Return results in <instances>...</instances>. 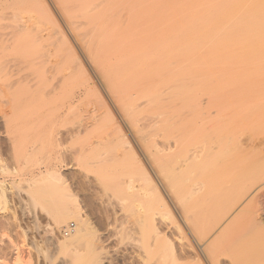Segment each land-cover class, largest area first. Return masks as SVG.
<instances>
[{
  "label": "bare ground",
  "instance_id": "1",
  "mask_svg": "<svg viewBox=\"0 0 264 264\" xmlns=\"http://www.w3.org/2000/svg\"><path fill=\"white\" fill-rule=\"evenodd\" d=\"M184 6V9L178 8L175 15L167 16L170 6L164 0H0V69L7 67L3 72L4 76L3 70L0 71V80H8V88L12 89V94L6 93L7 99L4 98V93L2 99L6 101L2 104L0 101V104L5 108L2 106L4 109L0 107V110H6L8 105L10 115H18L17 120L23 119V124L29 123L32 116L40 117V113H43V124L51 118L50 123L49 120L46 123L49 126L53 122L65 126L63 134H60L61 138L62 135L64 137L53 139L54 141L51 139L55 143L48 144L51 147L49 155L55 144L60 146L68 141L69 146H74L83 140L81 144L97 147L99 151L103 148L105 155L101 153V160L98 156V162L94 160L98 163L97 167L100 164L104 166L110 159L117 162L111 166L120 164L121 171L116 169L118 171L110 175L116 176L117 179L113 177L116 180L118 176L120 179L122 177V198L116 193L121 200L118 204L122 209L119 215L121 217L112 210V217L117 225L113 232L110 228L111 235H105L104 240L100 238V242H108L110 237L115 239L117 262H123L125 252L129 250L130 256L127 258L131 264H263L264 223L261 220L258 222L256 217L260 196L264 200V190L260 192L262 184L258 186L256 181H252L259 176L264 179V171L260 172L263 160L255 159L257 161L253 163L257 164L252 166L253 170L249 169L251 172L248 167L245 168L247 161L242 155L247 150L243 149L245 147L241 148L239 143L240 149L236 147L237 151H233L234 148L229 144V122H216L219 126L215 127L212 103L210 100L204 103L199 98V93L208 96L211 86L212 75H207L203 68L213 70L223 66V59L219 60L218 54L227 55L232 49L236 52L251 50L253 53L259 51L257 53L264 54V0H188ZM39 20L43 21L40 23L43 25H39ZM28 40L38 43L36 48H32L34 55L41 52L38 56L45 57L43 66L40 65L43 62H38L39 65L35 62L39 68L34 67V63L31 67L30 62L35 60L30 59V69L23 66L28 64L23 63L25 57H21L26 51L23 43ZM22 44L25 47L23 54H17L18 59L13 57L7 62L13 56L12 52L15 54L14 49L23 46ZM37 47L39 52L35 51ZM6 51L11 53L6 54ZM29 52L34 58L33 53ZM9 54L12 56L9 57ZM40 56L37 58H41ZM228 56L229 54V59ZM5 63L8 65L5 66ZM199 68L206 73L198 74ZM19 103L23 105L20 106ZM13 105L18 107L14 108ZM42 108H45L43 112ZM196 108L199 109L198 112ZM41 118L34 122L37 125H34L35 130L38 129V123L42 122ZM35 120L32 117V121ZM57 120L62 122H56ZM16 121L13 124L18 128ZM27 123L19 126V131L26 130ZM52 127L50 129L53 130ZM90 129L97 131V134L87 140L85 137ZM15 130L9 132L13 133ZM17 131L15 133L18 134ZM20 132L23 134L22 130ZM11 133L9 136H12ZM14 136L13 140L9 138L16 144L19 134L17 139ZM50 138L45 139V143H49ZM36 139L34 143L31 141L32 144L35 145ZM40 140L39 148L35 146L45 149ZM27 146L25 152L28 150ZM231 156L238 158L237 167L231 166ZM83 158L85 157L82 156ZM72 159H77L76 154ZM2 163L0 172L3 173L6 170ZM48 165H45V170L39 168L36 174L29 175L28 189L34 193L40 187L39 196L52 192L53 197L54 190L49 189L48 192L47 187H53L50 183H60L64 178L61 179L57 166ZM212 165L214 168L210 167ZM92 166L90 169H93ZM206 169L209 170L206 172ZM204 173H213L212 176L219 174L220 185L213 182L217 179L212 180V184L204 183L207 179ZM248 173L251 181L246 182L244 177ZM108 177L110 179L109 175ZM242 178L245 183L238 186L236 180ZM0 187L1 205L6 203V191ZM59 190L66 195L70 192V187L67 185L58 189L60 197L62 194ZM46 193L45 197H49ZM33 196H36L35 193ZM214 197L219 202L216 203L214 212L211 209L213 213L210 214V211L206 212V207L208 200ZM38 199L40 198L35 197L34 202L38 203ZM42 200L39 205L44 208L47 199L44 203ZM63 202L62 206L56 203L55 209H51L50 204L45 205H50L51 230L56 231L64 225L76 223L70 237L57 243L58 250L71 253L77 242L84 241L90 247L88 254L91 256L92 247L99 240L95 242L90 219L79 213L76 204L70 206L69 201L70 205H64ZM125 202L128 205L131 203L129 207L133 208L125 209ZM252 222L255 226L249 229L255 235L250 233V236H246L248 224ZM112 225L111 223L110 226ZM94 248L101 247L95 245Z\"/></svg>",
  "mask_w": 264,
  "mask_h": 264
},
{
  "label": "rangeland",
  "instance_id": "2",
  "mask_svg": "<svg viewBox=\"0 0 264 264\" xmlns=\"http://www.w3.org/2000/svg\"><path fill=\"white\" fill-rule=\"evenodd\" d=\"M164 1L166 2L167 5L170 6V10L166 13L167 16L175 15V11H177L178 8L184 9L185 8L184 4L188 2V0H164ZM197 1L199 2V1H203V0H197ZM197 1L195 0V2H197ZM15 21H17V20H15ZM41 21L38 22L39 25H40ZM17 22H19V21H17ZM9 25H11V24L9 23ZM36 25H38V24H35V26ZM41 25H43V23ZM0 28L2 29V26ZM4 28L6 30V27H4ZM7 29H10V28H7ZM7 31L10 32L9 30H7ZM1 34L3 35L4 31ZM246 38L249 40L254 39V37H249V38L246 37ZM243 40H245V38ZM28 41H26V43L25 42L23 43L26 47V51L24 50L25 47L23 44H22L23 46L18 47V49L13 48L16 56L12 52L13 56H12V54H9V57H10V55L12 57H10V59H8L9 57H8V55H6L8 57V58H6V59H8L7 62H9L11 60V58H13V57H16V59H18L17 54L19 56V55L24 53L23 55H21V57L23 56L26 58V56L29 55L28 54L29 49L31 50L30 52H32L34 50L32 48H34V47L36 48V46L38 45L37 42H36L37 44H34V42L32 40L31 41L28 40ZM30 46H31V48L28 49V47H30ZM9 50H12V48H10ZM22 50H24V52ZM36 50H37V52H39L38 47H37V49H35V51ZM232 50H230L231 53L228 52L229 59L227 58L228 54L227 55L221 54L222 57L219 54L217 55V56L221 57V58L219 57V60L223 59L222 60L223 66L213 68L214 71L212 70V68L211 69L210 68L206 69L205 67L203 68L207 72V75H209L210 77L212 75L211 78L213 80L211 79V84H210L211 86H209L210 92H208V96H206V94L201 92V93H199V98L203 102L204 101L206 102L207 100L211 101L212 107H213V109H212L213 113L212 114H213V117L216 119L213 121V123L216 124V125L213 124L215 127H218L219 124L223 120H224L223 123L226 122V124H227L229 122L227 124L228 130H229L230 135H231V138L229 140V144H230V146H232V148H234L233 151L238 149L236 147L240 146V145L238 146L239 143L242 146L241 148L245 147L243 149L247 150V153L245 151H243V152L245 154H247V156L245 154L242 155V153L240 154V156L242 155L243 158L246 157L245 161H247V162H245L246 164H244V165H246L245 168L248 167L247 169L249 171V169H252V166L254 164H257L256 162L253 163L254 161H257L258 159H260V160L262 159L263 161L262 160L261 161L264 162V54L257 53L259 51H255L253 53V51L250 52L251 50L249 52L247 50H245V51L244 50H240V51L237 50V52L235 49H232ZM16 51H18V53ZM19 52H20V54H19ZM25 52H27V55H25ZM5 53L7 54V53H11V52L6 51ZM32 53L34 55V52H32ZM40 53H38V54H40ZM38 54L34 55L33 56L34 58H32V56H31L32 54L30 53L29 57H27L26 59L24 58L25 61H23V63L28 62V64L26 63L27 66L22 63L23 66L27 67V69H30V65L32 63H34L35 64L34 67L39 68V66H36V63H37V65H39L38 62H41V63L43 62V64H40L43 66L44 65L43 60L45 57L39 55L41 58H37V57H39ZM0 57H2V56H0ZM232 57L234 58V60ZM3 58H1V59H3ZM226 58L228 59L227 61H226ZM16 59H13V60H16ZM29 59L31 61H33V60H35V61L30 62L31 64L29 65ZM258 59H259L260 64L258 63ZM260 59L262 62L260 61ZM19 60H21V59H19ZM26 60H28V61H26ZM255 60H257V62ZM249 61H251V62H249ZM7 65H8V63L5 66H7ZM5 66H3V67H5ZM31 67H33V64ZM6 69H7V67H6ZM6 69H4V70L6 71ZM31 69H33V68H31ZM203 69L201 70L199 68L198 70H200V72H197V73L201 74V75H203L202 73L205 74L206 72ZM2 70L0 69V71H2ZM4 70L2 71V73L4 72ZM202 71H204V72H202ZM27 72H30V71H27ZM208 72L211 74H209ZM2 75L4 76L5 74L3 73ZM2 80H4V81H2ZM5 80H6L5 78L0 80V85H1L0 86V94H1L0 99H2V97H4V93L5 94L6 93L12 94L11 93L12 89H9L10 88L8 85L9 83H7L8 80H7V82H5ZM43 87L44 86H41V88H43ZM2 88L4 89V92H3ZM7 94L4 97L6 99L8 98ZM6 99H2L3 101L0 100L1 104H2V102L4 103V100L6 101ZM23 103H21V105H23ZM27 103H25V104L27 105ZM1 104H0V107L3 106ZM4 105H6V104H4ZM18 105H20V103ZM26 105H24V106H26ZM28 105H29V103H28ZM3 107L5 108V106H3ZM17 107L14 106V108H17ZM6 108L7 109L3 110L2 112L0 110V112H1V114H0V160L3 162V163L2 162H0V163H2L4 165V169L6 170L5 172H3L4 174L2 172H0V186L5 188V191H6L5 192L6 203H3L0 205V254H1L0 255V264H93V262H94V264H121V263L122 264H131L130 259L127 258L128 255L130 256L129 250H127L125 252L126 255H124L123 262H120V261L117 262V260H118L117 255H116L117 254L116 253L117 243H116L115 239L110 237L109 238L110 240L108 239V242H103V241L100 242V238H101V240H104L105 235H106L105 237L111 235L112 232L114 231V228L117 225V222L114 221V219L112 217V216H114V215H112L113 214L112 210H113V212L116 213V215L118 217H121L119 215H121L122 209L120 210V207H119L120 205H118V204H119V201L121 203L119 196H121V190L123 189L121 187V184H120V183H122V180H121L122 177L120 179L119 178L120 176H118V180H116L117 179L116 176L110 175V174H112V172H113V174H115L114 172H116L118 170H119L118 172L121 171L120 170L121 166L119 167L120 164L118 166H117V164L113 165V166H115V168H114L113 166H111V164H115L117 162L114 163V161L110 159L107 161V164L109 163L108 166H107L106 162L104 164L102 163L105 167L102 166L101 164H100V166H98L99 170H100L99 171L97 169L98 167L96 166L98 163H96V162H98L97 160L99 159V155L101 153L105 155V153L103 152V148H101L99 151L98 150L99 148L96 149L97 147L91 148L90 146H87L86 144H81V142L83 140L79 142L80 143L79 145H78V143H76L74 146H69L68 141H67V143L63 142V145H60V146H56L57 144H55V145H53L54 146L53 152L50 151V155H49V150H51L50 149L51 147L49 145L55 143V142H52L55 139L58 140L59 138L62 139L64 137L62 135V138H61L60 134H63L65 126L60 125L61 123H59V125H58V123L54 124L53 121H51V122H53V124L55 126L53 124H52V126H54V127L49 126L50 124H46V123L48 120H49L48 123H50L51 118L47 119L45 124H43V122L45 121L43 118H41L43 113H40L39 111L42 110L41 112H43L44 111L43 109H45V108H42L41 110L37 111L41 114L40 117H39V115L36 116L35 114H34L35 116H32V117H34V119L36 118L35 121H32V117H31L30 118L31 120L29 121V123L24 121L25 122L24 124L22 121L23 119L20 121L17 120V118L19 117L18 115H15V114L10 115V113L8 111V109H9L8 105H6ZM19 108H21V107H19ZM19 108L17 109L18 111H19ZM14 110H12V111L14 112ZM198 110L199 109H197V112H198ZM4 111H6V112L8 111L7 112L8 114L7 113L4 114L3 113ZM12 111H11V114H12ZM192 111H193V109H192ZM37 112H36V114H39ZM2 114H4V116ZM44 114H48V113H44ZM5 115H7V116H5ZM48 117H49V115L46 116V118H48ZM20 118H21V116H20ZM39 118H41L40 121L42 120V122H39L41 124L38 123V127H37L38 129L35 127L37 129V130H35L34 129V125H35L34 122H37V119H39ZM6 120H7V122H6ZM15 121L17 122L16 124H19V125H17L18 128H19V126H24L26 123L28 124L26 126H28V127L30 125L31 126L29 129H28V127H26L27 128L26 130L21 129L23 131V134H22L20 132L21 130L19 131V129L16 126H15L16 128L14 127L15 123L13 124V122H15ZM21 121H22V123H21ZM31 121L33 122V127H32ZM56 122H62V121L57 120ZM216 122H218L219 124ZM6 125H8V127H6ZM35 126H37V125H35ZM51 127L53 128V130L55 128V130L53 131L52 129H50ZM7 128L8 129L11 128V129L8 130ZM43 128H44V130H43ZM5 129L7 130V132ZM12 129H14V130L18 129V131L15 130V132L17 131L19 136L15 132H13V133L9 132V131H12ZM45 129L46 130L48 129L47 130L48 132H46L47 134H45V131H46ZM91 129H93V127ZM91 129L89 130L91 133L89 132L88 136L85 135V136H87V137H85L87 140H88V138H94L95 135L97 134L96 133L97 131H95V130L91 131ZM31 131H32V133H31ZM42 131H43V134H41ZM58 131H60V132H58ZM19 132L21 133V136H20ZM38 132H39V134H38ZM10 133L12 134V136H14V133H15L16 137L15 136L14 137L16 139L19 137V139H17V141H15L16 139L14 138V141L16 142V144H13L14 142L11 141V139L13 140V138H12V136H9ZM32 134H34V135H32ZM51 134H52L53 138L52 137L50 138ZM38 135H40V136H38ZM46 135L50 138L49 143H45V141L47 139H49ZM241 135H242V137H241ZM81 136L83 137L84 134L83 135L81 134ZM81 136H78V137H81ZM30 138H31V140H30ZM36 138H40V139L43 138L44 139V140L39 139L40 142L44 143L43 146L45 147V149L42 147V149H44V151L41 148L38 149L39 148L38 145H40V144L38 142L39 140H37ZM35 139L37 140V142L35 141V145L38 148L34 144H32V142H31L33 140V143H34ZM51 139H52V141H51ZM28 140H30V141H28ZM84 141H85V139H84ZM30 142L32 145L30 144ZM231 143H233V144L231 145ZM242 143H243V145H242ZM27 144H28V146H27ZM26 146L28 149L27 152L24 151V150H26ZM34 146L36 147V149ZM41 146H42V143H41ZM48 146H49V148H48ZM30 147H31V149L29 150ZM17 148L22 153L20 151H18ZM37 149H38V151H37ZM91 149H94L95 151L91 150ZM239 149H240V147H239ZM85 150L88 151V154H87V151L85 152ZM90 150L92 153H90ZM41 152L43 154H41ZM77 152L79 155H77ZM14 153H16V155ZM24 153H26V154L24 155ZM73 154L74 155L76 154V156H77V159H75V161L72 159V158H74ZM92 155H96V157H94ZM101 155H100V157H101ZM236 155H239V154L237 153ZM236 155H234V156H236ZM82 156L85 158L82 159ZM97 156H98V159H97ZM234 156H231V159H233V160H230V163L232 164L231 166L237 167L238 158L234 157ZM92 158H94V159H92ZM101 158L99 160H101ZM85 159L86 160L91 159V160L90 161L87 160L88 161L87 162ZM255 159H257V160H255ZM19 160H20V162H19ZM54 160H56V161L54 162ZM80 160H82V162ZM94 160H96V162ZM234 160H235V162H231ZM260 160H259V163H260ZM13 161L15 164L13 163ZM17 161L19 164L17 163ZM58 162H60V163H58ZM76 162H78V164ZM248 162H251V163H248ZM262 162H261V166H263V167L260 166V169H261L260 172L263 173L264 163H262ZM43 163H45V164H43ZM48 163L51 166L53 164H54V166H57L56 170H58L61 179H63V178L64 179L60 180V183L59 182L57 183V181L56 182L53 181V183H50V185H54L53 187L50 186L49 184L45 183L46 185L50 186L49 188L47 187V191L49 189L52 191L54 190L53 197H52V192H51V194L45 192L46 196L48 194V196L50 198L45 197V195H44L45 193H42L41 191H40V193H42V194L39 196L38 195V193H39L38 189H40V187L36 188L37 192H34L36 195L35 197H37V198L39 197L40 199H38V200H40V201L42 199H44V200L47 199V202L42 200L43 201L42 203L45 202L44 208H43L41 205H39L40 201L38 203L34 202L35 201V197L33 196L34 193L31 192L30 189H28L29 188L28 184H29V178H30L29 175L31 173L36 174L38 172L39 168H40L39 170H42V171L45 170L44 168L48 165ZM55 163H57V165H55ZM93 163H96V164H93ZM239 163H241V162H239ZM243 163H244V161L242 162V164ZM89 165L90 166L94 165V166H92L93 169L91 168L92 170L90 169ZM109 165H110V167H109ZM214 165L216 167V164H214ZM84 167H87L88 169L87 168L85 169ZM102 167L105 168L106 170H104ZM210 167L214 168L213 165ZM242 167H243V165H242ZM116 169H118V170H116ZM208 170L206 169V172ZM252 170H250L249 172H251ZM94 172H98V173H94ZM100 173L102 176L101 175L99 176ZM262 173H260V175ZM204 174H205L204 177L207 176V179L204 178L205 179L204 183L209 182L208 184H212L213 182H218V184L220 185L221 181L218 179V178H220V176H218L219 174L215 173V175H214L215 177L212 176L213 173H211V175L209 173H204ZM106 175H107V178H105ZM108 175L110 176L111 180L109 179ZM116 175H118V174H116ZM248 175H249V173L247 174V176H245V177L243 176L246 179V182L251 181L248 179ZM210 176H211V178H210ZM262 176L264 177V174ZM113 177L116 179H114ZM196 178H198V177L196 176ZM244 178H242L240 180H236V184L239 186V185L245 183ZM259 178H261V177L259 176L256 180L252 179V181H256L258 186H260V184H262L261 187L259 188L260 192H261L264 190V184H263L264 179L261 178L262 182L258 183V181H261V179H259ZM105 179H107V180H105ZM214 179H217V180H214ZM212 180H214V181L212 182ZM193 181H195L194 178H193ZM196 181H198V180H196ZM49 182H52V181H49ZM116 184H117V186H116ZM118 184L120 185V187ZM41 185H43V184H41ZM67 185L70 187V192L69 193H67L66 191L65 192L68 195H70L71 197L67 196V194L65 192H63V193H65L66 195L62 194L63 189L59 190L61 192V194L63 195V196L61 195L62 197L61 196L60 197L65 202V204H64V202L61 201V198L58 195V189H61ZM36 187H38V186H36ZM51 187H52V189H51ZM231 193H230V195H231ZM105 195H107V196H105ZM260 197L261 198L259 199L260 201H259L258 213H257L256 218L258 219V222L261 220L260 222L264 223V220H263L264 219V200H263V196H260ZM58 198H60V199H58ZM121 198H122V196H121ZM214 198H215V200H214ZM214 198H212V199L210 198L211 200H208L209 206L207 205L208 209L206 207V212H207V210L211 212V209L214 212V210L216 209V207H217L216 203L219 202V201H217V198L218 199H220V198H219V196L217 198L216 197H214ZM51 199L53 200V203H52ZM56 199H58V200H56ZM115 199H117V201ZM48 201H51V203L50 202L48 203ZM56 201H58V202H56ZM67 201H69L71 203V205ZM61 202H63L64 205L67 204L70 206H73V204L75 206V204H76V206H78V208H79V213H81V215L83 217L87 216L90 219V222L92 224L91 227L93 228L92 230H93V236L95 238V242H97V240H99L97 242V244H94V247H95V245H96V247H97V245H99L102 249L98 248L99 249L98 250L97 248L95 249L94 247H92L93 253L91 254L89 252L91 254V256H89L88 248L90 249V247H88L87 243H85L84 241H80L74 245L75 248H72L71 253H68V252L65 253L63 251L58 250L57 243L63 241L64 239H68L70 237V235L65 236L63 234V229L67 225L62 226L59 230H56V231L51 230V227H52V220L51 219L52 218L50 216L51 215L50 208L51 209H52V207H53V209L57 208L56 203H58V205L60 203V206H62ZM209 202H210V204H209ZM46 203L50 204L52 206L50 207V205H49L50 208L47 206L48 207V209H47V207H45ZM128 203L126 204V202H125V209L129 210L130 208H133V207H129V206H131V203H130V205H128ZM214 203H215V205H214ZM36 204H38V205H36ZM53 205H55L56 207ZM46 209H47V211H46ZM210 212H208V213H210ZM213 212H211L210 214H212ZM111 223L113 224L112 226H110ZM15 224H17V225H15ZM73 224L76 226V223H73ZM249 224H248V228H247L248 231H246V233H247L246 236H250L251 235L250 233H254V231L252 229L255 226V224L253 225V222L249 223ZM249 227H251L252 229L251 228L249 229ZM104 228H106V229H104ZM110 228H111L112 232L110 231ZM253 235H255V233ZM96 250H98V253L96 252L97 254L95 253Z\"/></svg>",
  "mask_w": 264,
  "mask_h": 264
},
{
  "label": "built area",
  "instance_id": "3",
  "mask_svg": "<svg viewBox=\"0 0 264 264\" xmlns=\"http://www.w3.org/2000/svg\"><path fill=\"white\" fill-rule=\"evenodd\" d=\"M74 228H75V225H74L73 223L68 224V225L63 229V234H64L65 236L70 235V234L73 232Z\"/></svg>",
  "mask_w": 264,
  "mask_h": 264
}]
</instances>
